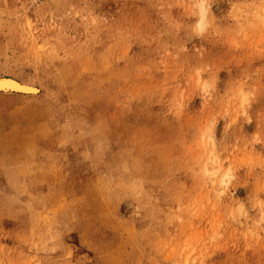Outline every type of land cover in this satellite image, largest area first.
Masks as SVG:
<instances>
[{
	"label": "rangeland",
	"instance_id": "obj_1",
	"mask_svg": "<svg viewBox=\"0 0 264 264\" xmlns=\"http://www.w3.org/2000/svg\"><path fill=\"white\" fill-rule=\"evenodd\" d=\"M0 77V264H264V0H0Z\"/></svg>",
	"mask_w": 264,
	"mask_h": 264
},
{
	"label": "bare ground",
	"instance_id": "obj_2",
	"mask_svg": "<svg viewBox=\"0 0 264 264\" xmlns=\"http://www.w3.org/2000/svg\"><path fill=\"white\" fill-rule=\"evenodd\" d=\"M0 94L1 95H17V96H36L39 94V90L37 87H34L29 84H24L21 83L15 79L12 78H2L0 77ZM218 162V161H217ZM211 167L209 169H205V172L209 175V178L213 180V177L215 174L220 170V167L215 165L211 161ZM217 176V175H216ZM215 178V177H214ZM228 175L227 174H222L219 177L218 182L220 185H225L228 184ZM209 182V181H208ZM213 184V183H212Z\"/></svg>",
	"mask_w": 264,
	"mask_h": 264
}]
</instances>
